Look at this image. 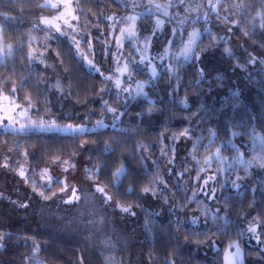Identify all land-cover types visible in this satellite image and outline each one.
I'll list each match as a JSON object with an SVG mask.
<instances>
[{
	"label": "trees",
	"instance_id": "16d2710c",
	"mask_svg": "<svg viewBox=\"0 0 264 264\" xmlns=\"http://www.w3.org/2000/svg\"><path fill=\"white\" fill-rule=\"evenodd\" d=\"M43 1L0 0V37L11 46V54L0 57V94L33 107L35 116L58 122L102 118L106 78L86 66L71 39L51 44L55 63L47 55L45 62L32 54L44 31L37 23L52 11ZM234 2L237 10L223 25L203 31L196 47L199 58L193 56L175 70L163 68L144 94L124 98L115 126L74 133L0 131V166L6 148L15 149V157L25 156L30 169L39 172L92 147L91 171L117 203L107 217L110 228L103 229L83 216L56 217L44 208L47 201L12 179L22 201L0 198V264H225L236 241L244 246L245 264H264V247L243 242L245 221L257 222L264 235V171L247 164V154L264 156V0ZM78 5L79 27L94 38L108 33L127 9L120 0H79ZM252 23H257L255 29L243 35ZM55 64L61 91L52 84ZM138 74L147 77L144 71ZM180 135L189 139L199 168L191 185L184 184L185 178L174 191L176 215L169 207L155 210L149 201L155 187L156 197L166 189L165 155ZM219 157L225 158L224 165L232 160L227 177L241 174L246 179L223 183L220 174L214 195L206 198L199 187ZM6 176L0 170L1 185ZM55 183L59 189L62 183ZM125 236L131 241L124 242Z\"/></svg>",
	"mask_w": 264,
	"mask_h": 264
},
{
	"label": "rangeland",
	"instance_id": "374dc122",
	"mask_svg": "<svg viewBox=\"0 0 264 264\" xmlns=\"http://www.w3.org/2000/svg\"><path fill=\"white\" fill-rule=\"evenodd\" d=\"M120 1L127 9L115 17L108 33H105L103 37L96 36L94 38L93 35H85L79 27V0H44L43 3L46 6L55 4L58 7L50 6L52 11L43 15L38 21L37 26L44 28V31L38 36L41 43L34 44L36 48L32 50L33 55L34 53L40 54L41 61H48L45 56H49V62L52 64L55 58L54 53L52 54L51 44L62 37L71 39L77 49L78 56L86 66L100 72L106 78V84L101 95L103 104L107 109L102 118L87 122H58L54 118L45 115H33V107L22 106L14 101L11 95L1 93L0 131L55 130L62 133H74L115 126L116 118L122 111V100L130 94H137L139 92L138 85L142 86V90H144L145 86L152 82L163 68H169L170 66L172 70H175L181 63H185L193 57L187 60L179 57V50L183 47V43L188 41L189 33L199 32L198 43L203 31H208L213 26L223 25L227 16L237 10L234 0H211L213 4H216L215 11L210 8L209 0H184L183 4H180L179 0ZM65 4L68 5L67 10ZM156 5L163 7L157 8ZM165 12H167V15L164 14ZM61 13H64V15L61 16ZM237 13L241 14V12ZM197 17L199 18L197 19ZM45 19L51 23H43ZM157 19L162 20L163 24L157 26ZM65 21H68V23L66 24ZM203 21H205L204 25L201 24ZM235 23L240 26L242 20L237 18ZM256 24H250L248 31L244 29L246 33L243 35L246 36L247 32H252ZM56 25H59V31H57ZM129 29L135 32V35L131 38L127 35ZM173 29L177 30L175 36L172 35ZM121 30H124V35H121ZM153 31H155L154 36L152 35ZM163 34L166 35L164 39L161 38ZM148 38H150V46L145 48L144 45ZM233 38L231 36V39ZM169 40L172 41L171 46L168 45ZM118 42L119 47L117 46ZM236 43L242 42L237 41ZM9 47L11 49V46L6 45L0 37V57H3ZM166 48L168 49L167 55L164 62H161L157 57L163 54ZM239 50H241L240 52L244 51L243 49ZM142 56L144 57L143 62H141ZM149 58H151V65L149 64ZM88 61H91V65L94 67L90 66L87 63ZM152 65L155 67V75H153ZM125 66H127V71H124ZM51 67L53 69V87L61 91L63 87H61L60 74L56 70L57 64L51 65ZM139 71L146 72L147 77L139 76ZM117 80L120 81L119 86L116 84ZM125 89H130V91L126 92ZM178 139L175 144H169L171 150L165 155V166L168 174L167 180L164 179L166 189H164L162 195L156 197L159 193L157 194L158 190L155 187V191L152 192L154 199L151 198L152 200L149 201L155 210L163 206L164 208L169 207L176 215L178 209L175 205L176 193L174 191L180 188L179 186L181 182L185 181V178L187 180L184 184L191 185L194 178L198 177L196 168H199L197 160L192 158L189 152L191 144L189 139L185 136L181 138V135ZM92 150V147L86 146L79 156L53 161L41 171L35 172L30 169L25 156L15 157L12 154H18L17 151L6 148L3 150L5 156L0 170L8 175L5 177V183L3 184H6L8 188L3 191L4 187L0 184V198L22 201L21 196L12 189L17 188L13 185V179L27 193L34 192L41 199L47 201L44 208L52 210L56 217L78 216L82 218L83 216L85 219L93 220L96 225L103 229H109L107 217L110 214L112 205L117 203L106 190L103 192L97 190L102 187L97 183L91 171L92 166L90 165L88 152ZM23 153L21 152V154ZM219 161L221 162L217 163L216 166L214 165L209 172H206L205 178L202 180V186L199 187V195L206 196V198L214 195L217 189L216 183L219 180L218 175L220 174L223 175V183H227V180L246 179L245 177L241 178V174L227 177L225 171L228 166H231L232 160L225 165L223 164L225 158L219 157ZM247 164L251 168H259V170L264 171V156L262 154L260 156L258 153L247 154ZM120 170L123 171L124 167ZM120 170L119 173L121 174L122 171ZM21 172L24 175H21ZM186 173H188L187 176H185ZM206 180L207 183H205ZM55 182L62 183L59 189H55ZM73 192H75V195H73ZM109 197L110 199H108ZM163 199L164 203L161 204L160 200ZM33 208L38 209V204L34 203ZM244 226V244L252 247H264V235L261 233L259 224L254 221H245ZM122 240L124 242L131 241L128 236L123 237ZM237 246L239 255H237ZM126 251L129 250L126 249ZM225 264H245V249L238 241L228 248Z\"/></svg>",
	"mask_w": 264,
	"mask_h": 264
},
{
	"label": "snow or ice",
	"instance_id": "6c2138e0",
	"mask_svg": "<svg viewBox=\"0 0 264 264\" xmlns=\"http://www.w3.org/2000/svg\"><path fill=\"white\" fill-rule=\"evenodd\" d=\"M179 3H180V4H183V3H184V0H179ZM50 6H51V7H58V5H55V4L50 5ZM209 6H210V8H211L212 10L215 11V9H216V4H213V3L211 2V0H209ZM156 7H157V8H161V7H163V6H161V5H156ZM237 7H239V5H237ZM65 9H66V10L68 9V5H67V4H65ZM164 14L167 15V12H165ZM63 15H64V13H61V16H63ZM198 18H199V17H197V19H198ZM110 19H111V18H110ZM43 23H45V24H49V23H51V22L48 21L47 19H45V20L43 21ZM65 23L67 24L68 21H65ZM156 24H157V26H160V25L163 24V21L160 20V19H157V20H156ZM260 27H261V28H264V18H262V22H261V24H260ZM56 29H57V31H59V25H56ZM121 35H124V30H121ZM127 35L129 36V38H131V37H133V36L135 35V32H134L132 29H129V30H127ZM152 35H153V36L155 35V31H153ZM172 35H173V36L177 35V30H176V29H173V30H172ZM199 35H200V34H199L198 31H193L192 33H189L188 41H187L186 43H183V47L179 50V57H183L185 60L189 59V58L192 57V56H195L197 59L199 58L198 54L196 53L197 39H198ZM171 44H172V41L169 40V41H168V45L171 46ZM117 46H118V47L120 46L119 42L117 43ZM148 46H150V38H148V40L146 41V43H145V45H144L145 48H147ZM77 47H78V45H77ZM137 51H139V49H137ZM226 51H227V50H226ZM7 52H8V54H11V49H10V47L8 48ZM167 52H168V49L166 48V49H165V52H164L163 54H160V55L157 57V59H159L161 62H164V59H165V56L167 55ZM179 57H177V59H179ZM143 60H144V57L142 56V57H141V62H143ZM249 62H250V63H255L256 61H255L254 59H250ZM87 63H88L90 66L94 67L93 65H91V61H88ZM149 64L151 65V58H149ZM152 67H153V75H155V67H154V65H152ZM169 70H171V67H170V66H169ZM118 71H119V69H118ZM124 71H127V66H125ZM200 71L202 72L203 70L200 69ZM116 84H117V86H119L120 81L117 80V81H116ZM138 88H139V92H138L137 94H144V93H143V90H142V86L138 85ZM12 91H13V93H14V92H15V88H13ZM125 91L128 92V91H130V89H125ZM110 110H111V109H110ZM66 130H70V129H66ZM81 130H83V129H81ZM182 135H187V132L185 131L184 133H182ZM232 135H233V136H236V135H240V133H239V132H233ZM217 156H219V150H217ZM120 171H122V170H120ZM20 174H21V175H24L23 172H21ZM117 174H118V175L120 174L119 171H118ZM205 183H207V180L205 181ZM233 183L235 184V182H233ZM97 190L100 191V192H103V191H104V189H102V188H98ZM61 191H63V189H61ZM143 191H144V192H148V191H150V189H148V188H144ZM41 195H43V194L41 193ZM73 195H75V192H73ZM45 199H47V197H45ZM108 199H110V197H109ZM123 211L127 212V211H130V209H128V208H124ZM237 255H239L238 246H237Z\"/></svg>",
	"mask_w": 264,
	"mask_h": 264
}]
</instances>
